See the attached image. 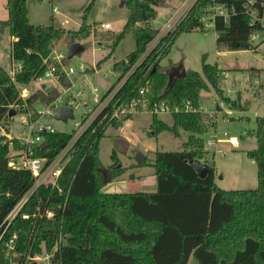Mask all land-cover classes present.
Listing matches in <instances>:
<instances>
[{"label": "trees", "instance_id": "1", "mask_svg": "<svg viewBox=\"0 0 264 264\" xmlns=\"http://www.w3.org/2000/svg\"><path fill=\"white\" fill-rule=\"evenodd\" d=\"M27 1L5 0L7 19L0 21V28H7L12 39L11 61L22 65L13 80L0 66V124L3 127L7 126L11 113L25 112L24 103L31 110L36 104L48 106L59 98L52 86L46 92V87L41 85L38 92H30L23 102L17 85L28 86L44 74V61L56 43L63 39L69 45L79 43L92 33L86 22L94 0L86 7L77 30L31 24ZM123 1L129 16L121 32L112 38L113 47L131 33L135 50L112 64L117 74L115 84L128 74L113 103L119 106L137 100L144 88H148L146 97L150 106L164 104L173 109L189 102L196 111L172 113V126L156 115H152L150 126L153 135L169 132L178 137L181 129L189 136L179 152L154 153L155 192L105 193L107 173L116 179L127 168L114 161L103 174L97 158L98 144L108 127L121 126L128 117L111 120L109 108L104 110L72 146L56 186L39 188L13 220L4 240L15 234L16 245L13 251L0 245V264L14 261L13 254L23 259L35 257L41 253L42 246L46 255H51L50 264H188L191 258L198 264H264V116L256 119L254 135L258 145L246 153L257 168V188L219 189L214 181V156L209 157L204 150L202 136L207 127L198 111L200 94L211 88L230 109L241 110L240 94L235 101L224 97L220 87L223 72L216 65L207 64L204 56L200 73L186 71V77L174 79L171 86L166 72L176 65H160L180 34L204 30L200 17L211 2L198 0L186 18L147 51L159 34L152 25L158 17L157 9L166 8L171 0ZM213 3L223 5L229 12L227 22L217 18L214 23V32L223 34L217 36V49L255 51L251 35L264 34V28L259 23L251 25L246 0H214ZM260 3L264 4V0H258L255 7L262 14ZM111 53L95 68L108 61ZM61 65L67 68L68 59ZM55 78L63 89H70L69 78L60 67ZM112 90L113 87L106 94ZM5 129L8 133V128ZM43 137L45 146L36 147L35 157L50 162L71 141L73 133L58 132ZM16 149L19 146L15 140L0 136V226L32 184L28 171L8 167L11 150ZM193 162L208 170L204 179L198 177ZM46 212L52 217H46ZM22 215H28V219H22Z\"/></svg>", "mask_w": 264, "mask_h": 264}, {"label": "rangeland", "instance_id": "2", "mask_svg": "<svg viewBox=\"0 0 264 264\" xmlns=\"http://www.w3.org/2000/svg\"><path fill=\"white\" fill-rule=\"evenodd\" d=\"M189 1L171 0L170 7L172 10H182ZM90 2L91 0H28V17L34 25L52 24L57 28L77 30L82 24V15ZM166 8H169V4ZM157 12L158 17L152 25L160 30L164 27L168 15L161 8H158ZM6 16L5 0H0V21ZM128 16L129 9L123 0H94L88 11L86 22L90 26L91 36L79 42L84 45V51L68 60V67L75 70V74L69 79L70 89H63L54 80L45 81L46 85L54 88L53 93L58 94L59 98H64V100L66 97H70L71 100L75 98L74 103L69 105L74 110L75 119L68 120L66 123L56 120L55 116L41 119L50 123L56 132L73 133L75 126L81 123V119L88 116L82 114L94 107V100L101 99L108 89L118 85V83L115 84L117 74L113 72L112 64L124 60L135 50V40L129 33L113 47L114 39L112 38L121 32ZM105 23L111 25V30L103 29L102 26ZM217 36L212 27L203 31L194 30L180 34L160 61V65L167 67L182 64L186 71L200 73L204 56L207 64L216 65L222 70L224 81L220 87L224 92V97L235 101L240 94L239 106L242 109H230L211 88L208 92L201 93L198 111L207 127L202 139L206 142L209 135L213 134L221 141L217 147L223 149L224 155L220 156L217 153L213 159L214 181L219 189L254 190L258 185L257 168L246 153L254 150L258 145L254 135L256 119L264 116V34L253 42L256 46L255 51L218 50ZM11 40L8 29L0 28V66L6 72H10L14 64L10 58ZM68 46L67 40L63 39L55 44L54 50L66 54ZM110 53L111 58L96 69V64ZM80 67L84 69V73ZM41 85L35 81L27 87L34 94L39 91ZM94 89H97V92L92 94ZM83 102H86L87 106H84ZM45 107V105L36 104L30 113L34 118H38L36 109L44 110ZM171 114H155V117L172 126ZM210 115L212 118H209ZM151 122L152 115L149 112L133 114L123 121L121 126L108 127L104 137L99 141L97 158L103 168V174L104 170L109 168L114 161L122 168H127V171L116 179H112L109 172L107 173L108 184L114 182L113 185L120 189L115 193L147 191L146 188L143 189L140 182H136V176L143 175L146 182L153 181L154 153L157 151L179 152L181 144L189 136L181 129L178 131V137L169 132L153 135L150 129ZM7 128L9 136L20 137L22 131L26 129V126L21 123V114L15 112ZM229 138L236 139V147L228 143ZM134 152H140L145 156V165H136ZM120 183L125 184V189H122ZM35 257L41 260L33 264H50L49 259L45 260L48 255L43 246L41 253ZM189 264L198 263L191 258Z\"/></svg>", "mask_w": 264, "mask_h": 264}, {"label": "built area", "instance_id": "3", "mask_svg": "<svg viewBox=\"0 0 264 264\" xmlns=\"http://www.w3.org/2000/svg\"><path fill=\"white\" fill-rule=\"evenodd\" d=\"M198 0H190L188 5L184 7V9L177 11L174 15L168 17L165 21L164 27L159 30V34L156 40L151 43L147 51H149L152 47L156 46L159 40L164 37L167 33L174 30V28L186 18L191 7ZM211 2L210 5H207L203 9V14L200 17V22H202L204 29L209 27L214 28V23L217 18H222L224 22H227L229 17L228 10L223 5L214 4V0H208ZM258 0H246V13L251 19V25L259 23L264 28V4L260 3V7L263 10V13L260 14L258 9L255 7V4ZM104 30H111V25L105 23L103 26ZM259 33H255L251 35V41H255L259 38ZM66 58V54L61 51H53L48 58L44 61L46 65V70L44 74L37 79V83L42 84V86L46 85V80H54L56 82L55 73L57 69L60 67L62 73L70 79V76L75 74V70L72 67L64 68L62 67V61ZM13 67L10 72H7L10 78L13 80V77L16 73L21 72L22 65L21 63L12 64ZM81 68V67H80ZM82 73H84V69L81 68ZM128 78V74L121 80L118 85L113 88V90L109 94H105L101 99L94 100V107L88 110L86 113L82 115H88L85 119H81V123L75 126V130L73 132V137L71 141L66 145L65 148L61 150V152L52 160L48 161L43 157H35V149L37 146H42L44 141L43 135L45 134H55L58 133L52 127L50 123L46 121H42L41 119L44 117H52L55 116L59 108L65 105V101L67 99V106L71 108L69 105L73 104L75 98L71 100L70 97L57 98L50 105L46 106L44 110L36 109V115L38 118H34L30 109L24 103L23 108L25 110L24 113H21V123L26 126V129L22 131L20 137H12L9 136V132H6V127H3L0 124V136H5L8 140H15L18 143L19 149L11 150L9 155L8 167L13 170H24L28 171L32 176V184L29 189L25 192V194L21 197V199L16 203L13 209L9 212V214L3 220L0 226V245L6 247L7 251H13L16 245V235L13 234L6 241L4 240L5 234L13 222V220L18 216L21 209L28 203L30 198L38 191L42 186H56L57 179L59 178L64 165L67 162L68 154L74 145V143L78 140V138L91 126V124L96 120V118L107 108H109V112L111 114L110 119H114L116 121H120L123 118L129 117L133 114L149 112L151 115L155 114H169L176 112H194L196 109L191 106L189 102H187L182 107H175L173 109L169 108L164 104L160 106H150L146 94L148 93V88L141 89L139 91L140 98L137 100H133L129 103L118 104L113 103V99L123 85L125 80ZM17 89L19 92V98L25 102V100L30 96V91L27 86L17 85ZM97 89H94L92 94L96 93ZM84 106H87L86 102H83ZM74 114L73 108H71ZM12 118V117H11ZM228 143L237 146V142L235 138H229ZM221 141L216 138V135H209V138L206 142H204V150L207 154L214 156L218 153V155L223 156V149H219L217 144ZM46 217H52L50 212H46ZM22 219H28V215H22ZM15 258L14 261L6 262L4 264H33L38 260H41L38 257H27L25 259L22 256L17 254H13ZM20 258V262H17L16 259ZM51 255L45 259L46 261L50 260Z\"/></svg>", "mask_w": 264, "mask_h": 264}, {"label": "water", "instance_id": "4", "mask_svg": "<svg viewBox=\"0 0 264 264\" xmlns=\"http://www.w3.org/2000/svg\"><path fill=\"white\" fill-rule=\"evenodd\" d=\"M222 35L223 34H219L218 36L221 37ZM84 49V46L80 43L70 44L67 48L66 59H72L75 55L82 53ZM166 74L168 76V86H171L174 79H184L186 77V70L182 64H178L177 66L168 69ZM43 87H46V92L51 89V86L44 85ZM13 115L14 113H11L9 117H12ZM209 118H212V115H210ZM55 119L63 123L75 119L72 109L67 106V99L65 105L59 108L58 113L55 115ZM42 146H45V142L42 143ZM133 157L136 165H141L145 161V156L140 152H134ZM192 167L200 179H204L207 176L208 170L202 164L193 162ZM16 261L20 262V258H17Z\"/></svg>", "mask_w": 264, "mask_h": 264}, {"label": "crops", "instance_id": "5", "mask_svg": "<svg viewBox=\"0 0 264 264\" xmlns=\"http://www.w3.org/2000/svg\"><path fill=\"white\" fill-rule=\"evenodd\" d=\"M161 9L164 11L165 14L168 15V17L171 16V15H174L177 11H179V10H175V9L172 10V8L170 7V3H169V8H161ZM6 19H7V16L2 21H5ZM30 23L33 24L31 21H30ZM136 177H137L136 182H138V183L140 182V185H142L143 189L146 188V190H147V191H138V192L153 193V192L156 191V181H155V178H154L153 181L146 182L145 176L140 175V176H136ZM113 184H114V182L107 184V186L105 188H107L108 186H111V187H108L107 190H105L103 192H105V193H115V192H119L120 189L118 187H115ZM117 184H119V183H117ZM120 186L122 187V189H125V184L120 183ZM189 262H190V260H189ZM189 262H188V264H189Z\"/></svg>", "mask_w": 264, "mask_h": 264}]
</instances>
